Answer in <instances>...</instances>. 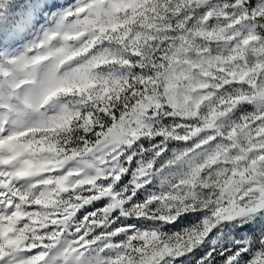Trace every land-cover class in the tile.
<instances>
[{
  "label": "snow or ice",
  "instance_id": "6c2138e0",
  "mask_svg": "<svg viewBox=\"0 0 264 264\" xmlns=\"http://www.w3.org/2000/svg\"><path fill=\"white\" fill-rule=\"evenodd\" d=\"M0 264H264V0H0Z\"/></svg>",
  "mask_w": 264,
  "mask_h": 264
}]
</instances>
